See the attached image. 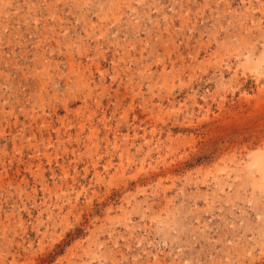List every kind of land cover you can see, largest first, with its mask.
Masks as SVG:
<instances>
[{"label": "rangeland", "instance_id": "obj_1", "mask_svg": "<svg viewBox=\"0 0 264 264\" xmlns=\"http://www.w3.org/2000/svg\"><path fill=\"white\" fill-rule=\"evenodd\" d=\"M0 264H264V0H0Z\"/></svg>", "mask_w": 264, "mask_h": 264}]
</instances>
